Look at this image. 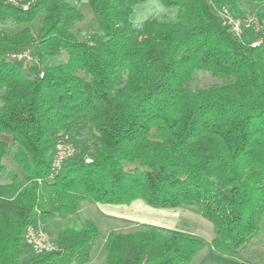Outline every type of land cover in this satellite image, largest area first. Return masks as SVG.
Masks as SVG:
<instances>
[{
  "label": "trees",
  "instance_id": "obj_1",
  "mask_svg": "<svg viewBox=\"0 0 264 264\" xmlns=\"http://www.w3.org/2000/svg\"><path fill=\"white\" fill-rule=\"evenodd\" d=\"M84 1L99 30L81 37ZM146 1L0 0V264H86L100 238L104 264H189L207 244L237 259L262 231L264 0H158L135 24ZM225 11L262 26L237 35ZM202 73L216 80L195 85ZM60 139L76 152L51 178ZM137 199L191 210L215 237L152 223L104 235L80 216L85 200ZM64 215L55 248L34 251L27 227Z\"/></svg>",
  "mask_w": 264,
  "mask_h": 264
},
{
  "label": "rangeland",
  "instance_id": "obj_2",
  "mask_svg": "<svg viewBox=\"0 0 264 264\" xmlns=\"http://www.w3.org/2000/svg\"><path fill=\"white\" fill-rule=\"evenodd\" d=\"M254 6L258 7V5ZM81 9L84 13V19L77 24V30L82 37L85 33L98 31L99 24L88 2L84 1L81 4ZM161 9L158 0H147L140 3L135 8L133 22L140 24L149 16L159 14ZM37 21H40V18ZM36 25L35 22L31 27L35 28ZM18 28V26L8 27V29L14 30ZM215 80L212 76L202 73L197 75L194 84L203 86L213 83ZM80 216L82 219H92L104 235L111 231H134L142 223L150 222L192 232L204 237L208 242H211L215 237L213 223L195 212L185 208H155L142 199H137L130 204L119 205L101 204L85 200L82 202ZM262 222L263 228L260 234L240 252L237 259L223 255L216 251L213 246L207 244L189 264H224L233 260L240 261L241 264H260L264 262V216ZM72 223H74V218L64 215L46 222L44 228L48 238L54 241L61 230ZM105 257L106 242L104 238H100L92 250L90 261L86 264H104Z\"/></svg>",
  "mask_w": 264,
  "mask_h": 264
},
{
  "label": "built area",
  "instance_id": "obj_3",
  "mask_svg": "<svg viewBox=\"0 0 264 264\" xmlns=\"http://www.w3.org/2000/svg\"><path fill=\"white\" fill-rule=\"evenodd\" d=\"M8 1L18 4L21 0ZM224 14L226 22L231 25L233 31L237 35H241V33L243 32V27L260 28L262 26L261 20L256 16H250L246 20L241 21L239 19L234 18L228 11H225ZM259 42L260 41L256 42L255 44ZM13 57L18 59H27L28 61L34 60L32 55L28 51L13 54ZM41 76H43V73L41 74ZM75 152L76 148L71 143L67 142L64 139H60L58 141L56 145L55 154L52 158L51 178H54V176L61 169L63 162L67 158L71 157ZM86 161L90 163L93 161V159L91 157H87ZM25 239L27 243L31 246V248L36 252L50 251L55 248L54 241L48 238L46 230L44 228V224L42 223H39L38 225H29L25 233Z\"/></svg>",
  "mask_w": 264,
  "mask_h": 264
},
{
  "label": "crops",
  "instance_id": "obj_4",
  "mask_svg": "<svg viewBox=\"0 0 264 264\" xmlns=\"http://www.w3.org/2000/svg\"><path fill=\"white\" fill-rule=\"evenodd\" d=\"M148 223H150V222H148ZM152 224H155V223H152ZM156 225H158V224H156ZM160 226H162V225H160ZM165 227H167V226H165ZM170 228H172V227H170Z\"/></svg>",
  "mask_w": 264,
  "mask_h": 264
}]
</instances>
